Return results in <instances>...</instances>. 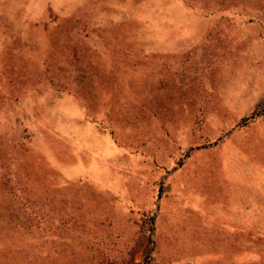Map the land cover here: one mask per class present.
<instances>
[{"label":"rangeland","instance_id":"1","mask_svg":"<svg viewBox=\"0 0 264 264\" xmlns=\"http://www.w3.org/2000/svg\"><path fill=\"white\" fill-rule=\"evenodd\" d=\"M0 264H264V0H0Z\"/></svg>","mask_w":264,"mask_h":264}]
</instances>
